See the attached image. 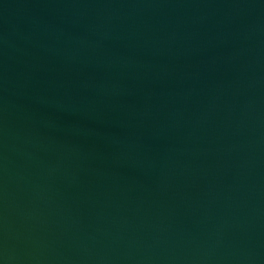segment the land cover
Returning <instances> with one entry per match:
<instances>
[{
    "label": "water",
    "instance_id": "obj_1",
    "mask_svg": "<svg viewBox=\"0 0 264 264\" xmlns=\"http://www.w3.org/2000/svg\"><path fill=\"white\" fill-rule=\"evenodd\" d=\"M0 264H264V0H0Z\"/></svg>",
    "mask_w": 264,
    "mask_h": 264
}]
</instances>
